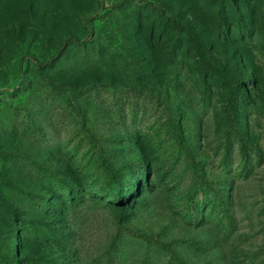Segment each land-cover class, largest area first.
I'll use <instances>...</instances> for the list:
<instances>
[{
  "label": "rangeland",
  "instance_id": "374dc122",
  "mask_svg": "<svg viewBox=\"0 0 264 264\" xmlns=\"http://www.w3.org/2000/svg\"><path fill=\"white\" fill-rule=\"evenodd\" d=\"M0 264H264V0H0Z\"/></svg>",
  "mask_w": 264,
  "mask_h": 264
},
{
  "label": "trees",
  "instance_id": "16d2710c",
  "mask_svg": "<svg viewBox=\"0 0 264 264\" xmlns=\"http://www.w3.org/2000/svg\"><path fill=\"white\" fill-rule=\"evenodd\" d=\"M192 44L194 46L195 51L198 53L199 57L202 60L204 71L212 76H215L221 83L225 84L228 88L226 108L229 111L233 110L238 102V99L240 98L241 89L239 87V83L237 81H233L228 76H226L221 68L209 62L206 59L204 53L199 49L196 41H192ZM47 180H52L56 188L62 189L63 191L66 190L67 192H69L70 190V187H68L69 185L59 184V181H56V178L47 177ZM55 181L56 183H54ZM202 182L203 185L198 186L197 184L193 183V185L189 187V193H187L185 196L186 207L189 208L190 211H192L193 209L198 210L203 206V203L205 204L206 202H208L213 207H215V209L218 208L220 212V210L222 209H220L221 204L217 199V195H215V192L206 182ZM128 185H133L132 180H129ZM120 192L121 186L117 182H114L112 188L107 189V194L112 195L111 201L116 202L120 200L122 202H127V200H129V195L124 194L123 196H121Z\"/></svg>",
  "mask_w": 264,
  "mask_h": 264
}]
</instances>
